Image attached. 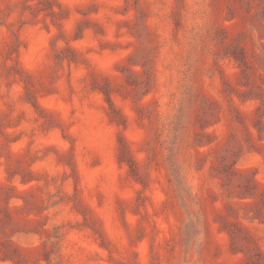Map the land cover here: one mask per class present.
<instances>
[{"label":"rangeland","instance_id":"374dc122","mask_svg":"<svg viewBox=\"0 0 264 264\" xmlns=\"http://www.w3.org/2000/svg\"><path fill=\"white\" fill-rule=\"evenodd\" d=\"M0 264H264V0H0Z\"/></svg>","mask_w":264,"mask_h":264}]
</instances>
